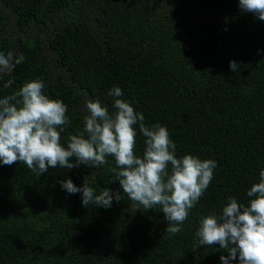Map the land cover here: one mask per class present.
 <instances>
[{"label": "trees", "instance_id": "16d2710c", "mask_svg": "<svg viewBox=\"0 0 264 264\" xmlns=\"http://www.w3.org/2000/svg\"><path fill=\"white\" fill-rule=\"evenodd\" d=\"M239 0H0V52L23 54L0 98L39 79L83 130L87 99L109 111L114 86L146 126H166L176 155L217 162L214 178L182 231H165L161 209L143 211L125 195L110 208L83 206L59 181L96 194L118 171L51 168L38 176L23 163H0V264H222L219 245L198 246L201 217L219 214L228 197L247 203L264 169V21ZM238 62L237 71L230 61ZM8 77L5 76L4 80ZM144 137L137 130L136 154ZM74 162V158H73ZM231 264H238L232 261Z\"/></svg>", "mask_w": 264, "mask_h": 264}, {"label": "clouds", "instance_id": "9594fccd", "mask_svg": "<svg viewBox=\"0 0 264 264\" xmlns=\"http://www.w3.org/2000/svg\"><path fill=\"white\" fill-rule=\"evenodd\" d=\"M243 13H251L264 21V0H239ZM25 60L21 53L0 52V80L8 89L15 82L12 73ZM238 62L230 61L237 71ZM7 76L8 79L4 80ZM43 81H26L18 91L0 98V163L11 166L23 163L41 176L51 168L72 169L80 165L99 167L113 157L118 181L123 190L105 188L99 194L88 184L78 187L71 178L59 181L68 194L81 195L82 205L110 208L124 196L138 210L159 207L168 222L165 231L176 235L190 210L203 197L214 178L217 162L192 154L177 157V145L166 126H146L143 113H138L123 91L109 90L112 108L100 100L87 99L83 130L70 134L66 143L61 133L70 123L68 107L62 100L51 99L43 92ZM137 130L144 137L142 155L136 154ZM74 158V162H73ZM248 202L230 196L219 214L201 217L195 238L198 246L219 245L226 255L222 264H264V169L258 182L247 191Z\"/></svg>", "mask_w": 264, "mask_h": 264}]
</instances>
